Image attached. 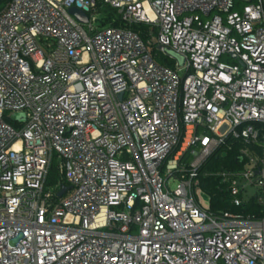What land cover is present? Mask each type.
Segmentation results:
<instances>
[{"label": "built area", "instance_id": "1", "mask_svg": "<svg viewBox=\"0 0 264 264\" xmlns=\"http://www.w3.org/2000/svg\"><path fill=\"white\" fill-rule=\"evenodd\" d=\"M234 1L101 0L114 28L99 0H0V264H264V218L198 178L234 155L217 177L264 214V4Z\"/></svg>", "mask_w": 264, "mask_h": 264}, {"label": "trees", "instance_id": "2", "mask_svg": "<svg viewBox=\"0 0 264 264\" xmlns=\"http://www.w3.org/2000/svg\"><path fill=\"white\" fill-rule=\"evenodd\" d=\"M110 12L117 17V20L114 19H103V27H114V28H125V23L120 16H117V11L112 8L105 7V5L99 0L98 11ZM108 10V11H107ZM133 31L140 34L144 41L147 40V34L149 27L140 25L132 28ZM152 54L159 64L165 67H171L172 61L167 58L157 47L152 48ZM174 64V63H173ZM237 158L228 154L227 156L215 155L212 156L199 170L198 178L200 181L201 189L208 195L210 198V211L214 214L220 212H229L232 214H240L244 217H255V218H264L262 209L253 206V205H244L241 208H236L231 204L229 194L225 185L221 183V179L217 177V174L223 169H234L237 168L239 163Z\"/></svg>", "mask_w": 264, "mask_h": 264}, {"label": "rangeland", "instance_id": "3", "mask_svg": "<svg viewBox=\"0 0 264 264\" xmlns=\"http://www.w3.org/2000/svg\"><path fill=\"white\" fill-rule=\"evenodd\" d=\"M257 4H260V0H253L252 3H240L238 0H235L234 1V8H233L232 12H238L240 14H243L245 8H247V7L251 6V5H257ZM263 4H264V0H263ZM105 7H107V6H105ZM100 15H101L100 16L101 20H103L105 18L106 19L117 20V17H114V15L110 12V10L108 12H105V11L102 10V11H100ZM198 15L200 16V18H201V20L203 22H207L208 20L212 19L216 15V13H213L210 16V18H206L202 14H198ZM117 16H119V15L117 14ZM223 17H225V16L223 15ZM121 19H122V17H121ZM101 26L103 27V23L101 24ZM170 60L175 64L174 60H172V59H170ZM220 62L222 64L230 65V66L236 65V63H237L231 56H228V55L222 56L220 58ZM173 63L171 65V67H170L172 69H174V64ZM186 162H187V164H190L192 162V159H191L190 156H189V158H187ZM57 166H58V164H57V162H55L53 164V166H52L51 171H50V176H49V179H48V186L49 187H54V186L59 184L60 178L58 176ZM245 184H246L245 182H241L239 184V187L242 188ZM172 187H175V183H172ZM256 194H257V190H255L254 187H247L246 188V193L244 194V200H247L249 197L256 196ZM207 199H208V197L204 196V200L207 201Z\"/></svg>", "mask_w": 264, "mask_h": 264}, {"label": "water", "instance_id": "4", "mask_svg": "<svg viewBox=\"0 0 264 264\" xmlns=\"http://www.w3.org/2000/svg\"><path fill=\"white\" fill-rule=\"evenodd\" d=\"M69 13L74 16L79 22L83 23V24H87L89 22V17L88 15L83 12V11H80L79 9L77 8H72ZM163 54L167 55V56H170L172 59H175L179 64L180 66H183L184 65V60L176 55H173L172 53H170L168 50H166L165 48H161L160 50ZM232 57H236L235 55H232ZM24 120V117L23 116H15L13 117V121H23ZM70 189L69 188H63V190L59 193V197L62 198L65 193L67 191H69Z\"/></svg>", "mask_w": 264, "mask_h": 264}]
</instances>
